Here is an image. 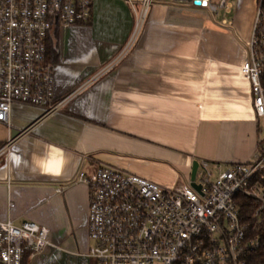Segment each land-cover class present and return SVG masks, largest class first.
Wrapping results in <instances>:
<instances>
[{
	"label": "crops",
	"instance_id": "0c3cea01",
	"mask_svg": "<svg viewBox=\"0 0 264 264\" xmlns=\"http://www.w3.org/2000/svg\"><path fill=\"white\" fill-rule=\"evenodd\" d=\"M93 4L88 24L56 28L48 40L56 98L77 95L51 114L14 104L11 125L0 123V148L13 130L23 132L0 160L1 218L51 231L52 245L24 264H96L81 172L108 166L176 188L196 161L214 169L254 161L264 137L241 71L251 30L156 3L133 48L92 80L123 52L136 22L124 0Z\"/></svg>",
	"mask_w": 264,
	"mask_h": 264
},
{
	"label": "built area",
	"instance_id": "2783aa9c",
	"mask_svg": "<svg viewBox=\"0 0 264 264\" xmlns=\"http://www.w3.org/2000/svg\"><path fill=\"white\" fill-rule=\"evenodd\" d=\"M135 26L123 52L92 80L110 71L138 41L154 4L190 6L211 15L231 14L230 0H124ZM94 0H0V123L10 126L14 104L62 111L78 92L58 100L48 40L56 28L86 25ZM255 20L241 71L251 86L253 109L264 120V0H254ZM229 27L226 19L218 23ZM217 24V25H218ZM87 83L85 86H87ZM261 132H263L260 126ZM15 140L0 148V160ZM199 162L194 183L163 188L119 169L101 166L81 172L89 188L88 257L96 264H264V137L258 157L217 166ZM214 169V168H213ZM215 178V179H213ZM64 188H58L60 194ZM254 200L248 215L241 204ZM15 204L10 202V208ZM48 227L31 220L16 225L0 211V264H24L51 246Z\"/></svg>",
	"mask_w": 264,
	"mask_h": 264
},
{
	"label": "rangeland",
	"instance_id": "374dc122",
	"mask_svg": "<svg viewBox=\"0 0 264 264\" xmlns=\"http://www.w3.org/2000/svg\"><path fill=\"white\" fill-rule=\"evenodd\" d=\"M234 8L231 14H225L224 11L220 12L217 24L226 19L234 23V29L241 33H246L252 29L255 20V4L254 0H230ZM250 36V35H249ZM250 38V37H249ZM260 126L264 131V120L260 121ZM214 177L217 178V169H213ZM213 178V179H215Z\"/></svg>",
	"mask_w": 264,
	"mask_h": 264
},
{
	"label": "water",
	"instance_id": "95a60500",
	"mask_svg": "<svg viewBox=\"0 0 264 264\" xmlns=\"http://www.w3.org/2000/svg\"><path fill=\"white\" fill-rule=\"evenodd\" d=\"M22 134H23V132H21V131L13 130L11 132V138L13 140H16ZM198 168H199V162L196 161L193 164V169H192V174H191V176H192L191 177V180H192L191 186L194 187V188H196V190H200L201 189V187L199 185L196 186V184L194 183L195 178L197 177L196 175H197V172H198Z\"/></svg>",
	"mask_w": 264,
	"mask_h": 264
},
{
	"label": "trees",
	"instance_id": "16d2710c",
	"mask_svg": "<svg viewBox=\"0 0 264 264\" xmlns=\"http://www.w3.org/2000/svg\"><path fill=\"white\" fill-rule=\"evenodd\" d=\"M264 173V172H263ZM256 207L254 200L246 199L242 202L241 208L244 215L250 214Z\"/></svg>",
	"mask_w": 264,
	"mask_h": 264
}]
</instances>
